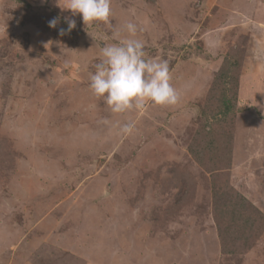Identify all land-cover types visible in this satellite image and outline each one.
Listing matches in <instances>:
<instances>
[{
    "label": "rangeland",
    "instance_id": "374dc122",
    "mask_svg": "<svg viewBox=\"0 0 264 264\" xmlns=\"http://www.w3.org/2000/svg\"><path fill=\"white\" fill-rule=\"evenodd\" d=\"M0 264H264V0H0Z\"/></svg>",
    "mask_w": 264,
    "mask_h": 264
}]
</instances>
